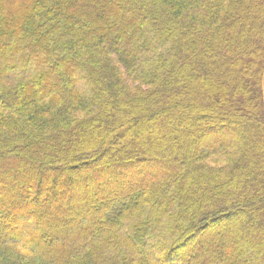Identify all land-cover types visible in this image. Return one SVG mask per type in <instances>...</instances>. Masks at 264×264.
Returning a JSON list of instances; mask_svg holds the SVG:
<instances>
[{
  "label": "trees",
  "instance_id": "1",
  "mask_svg": "<svg viewBox=\"0 0 264 264\" xmlns=\"http://www.w3.org/2000/svg\"><path fill=\"white\" fill-rule=\"evenodd\" d=\"M0 264H264V0H0Z\"/></svg>",
  "mask_w": 264,
  "mask_h": 264
}]
</instances>
